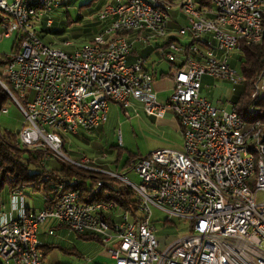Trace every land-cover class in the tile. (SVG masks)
I'll use <instances>...</instances> for the list:
<instances>
[{
  "label": "built area",
  "instance_id": "obj_1",
  "mask_svg": "<svg viewBox=\"0 0 264 264\" xmlns=\"http://www.w3.org/2000/svg\"><path fill=\"white\" fill-rule=\"evenodd\" d=\"M63 1L44 0L35 18H28L27 0H0V42L15 36L13 51L0 53L7 60L0 85L24 113L17 143L41 153L45 177L57 178L53 200L40 209L27 198L28 184L9 190L16 211L0 202V264L4 258L21 264V254H28V264H44L39 231L47 223L99 236L114 264H264V201L257 202L264 192V118L255 103L264 99V72L251 87L248 120L234 100L245 81L239 66L243 46L264 40V0H201L220 16L222 30L210 20L185 19L173 33V10L181 5L192 10L191 0H110L96 14L105 23L97 48L51 51L38 26H52L51 13ZM107 34H114L113 42H106ZM151 38L167 40L161 53L176 64L175 87L166 100L155 91L149 56L134 52L136 40L150 44ZM165 45H176L177 54L165 53ZM200 57L211 58V66L200 64ZM206 77L232 85V97L222 99L225 107L203 94ZM110 102L135 113L134 103H143L149 116L173 112L179 119L181 149H157L131 162L128 171L139 174V184L113 169L107 152L74 159L63 150L60 127L71 135L92 133L107 120ZM210 117H219V124H210ZM118 138L122 143L121 131ZM50 156L96 180L92 193L105 182L120 181L138 200L137 212L126 209L125 218H117L116 203L81 205L79 188L63 192L64 184L77 186L79 180L48 167ZM213 175L222 176V192ZM152 206L168 220H189L190 232L167 236L162 246Z\"/></svg>",
  "mask_w": 264,
  "mask_h": 264
},
{
  "label": "rangeland",
  "instance_id": "obj_2",
  "mask_svg": "<svg viewBox=\"0 0 264 264\" xmlns=\"http://www.w3.org/2000/svg\"><path fill=\"white\" fill-rule=\"evenodd\" d=\"M89 1L90 0H72L68 3L66 9L64 7V0L60 8L51 13L53 23H55L54 20L56 21L55 25L53 24L55 28L54 31L45 34L43 32L42 23H39V34L44 37L41 38L43 40L45 39L48 45L62 49L64 51H75L77 48L81 47L84 43H86L84 41L85 39L74 37L72 28L79 25V23L84 24L86 22L95 20L97 13L93 15H86L87 9L80 8L82 4ZM80 15H85L82 18V22L77 21ZM94 39H96V37ZM67 41H70L71 43L66 44ZM163 41L164 40L161 38L149 39V42L153 46L160 44ZM14 42L15 36L3 39L0 42V53H11L13 51ZM77 43L82 44L77 45ZM149 58V64L154 71L158 72V74L161 73V71L166 72V74L162 78L159 76V78L156 80V84L157 82L165 80L160 85H167V87H165L167 88V90L173 85L175 87V80H173L172 76H170V69L172 67L174 68V66L171 65V62L165 56L159 55L157 52L151 53ZM205 81V84L209 85L210 88L205 86L203 88V94L209 96L213 104L218 106L219 108L225 107L224 103H222V99L225 100L232 97V85L220 79L212 77H206ZM3 105L8 108V112L0 111V131L9 138V135L11 134H18L23 124L24 113L11 96L7 97ZM135 107L138 113H135L133 109L130 108L127 110H122L116 102H111L109 119L105 124L100 126L98 131H94L87 135H84L86 134V132H81L79 135H71V133H68L66 135L62 134L64 140V152L74 159L81 158L82 154L88 155L90 157H97L102 154L100 153L101 147L110 155V158L113 159V156H115V154H111L108 150L115 151V145L120 144L118 140V132L121 131L123 139V144L121 145H123L127 150L121 160V165H123V163L129 156V152L146 155L150 152V148L152 145L160 143L158 146H170L169 144H173L180 137H182V133L180 132V130L167 125L165 122H163L164 119L162 120V118H152L145 113L144 108L139 104H136ZM230 108V106L227 107L228 110H230ZM169 116L170 115H167L165 119H168ZM149 136L151 137L149 138ZM15 140L17 141V137H15ZM157 149L160 148L153 149L152 151ZM46 164L48 167L58 168L61 165V162L54 156H50L46 160ZM30 168L31 170H33V166H31ZM112 168L118 170L120 173L127 174V176L134 183L139 184L141 182L139 174L134 170L128 171L129 169L117 168L116 164H113ZM39 170L45 171V167L41 166L39 167ZM11 177L12 176H9L10 180L12 179ZM119 187L122 186L119 185ZM4 193L2 197L3 203L5 204L4 209L6 211H10L13 208L11 196L9 194H6V191ZM44 196V191H31L27 195V198L29 201L33 202V205L35 207V205L43 204ZM261 201H264V192H260L257 195V202ZM152 211V222L158 228L159 235L161 237L166 238L167 236L171 235L182 236L190 232L189 220H182L179 218H172L168 220L167 214L155 206H152ZM161 237H159V239L162 240L161 244L162 246H164L167 242H169V240H164ZM61 244L67 248H71L73 246L69 243H66V241L62 242ZM99 260L104 261L105 264H113L112 261L108 259H102V257H100ZM64 262H69L71 264H80L81 259L78 256L69 254L59 248H55L49 251L46 258L44 259V264H58ZM87 264L95 263L93 262Z\"/></svg>",
  "mask_w": 264,
  "mask_h": 264
},
{
  "label": "trees",
  "instance_id": "obj_3",
  "mask_svg": "<svg viewBox=\"0 0 264 264\" xmlns=\"http://www.w3.org/2000/svg\"><path fill=\"white\" fill-rule=\"evenodd\" d=\"M70 1L72 0H65V6H63L66 9ZM109 2V0H90L89 2L82 4L80 8L87 9L86 15H93L96 14L100 8H102ZM83 16L85 15H80L77 21L82 22ZM54 22L56 23L55 20ZM55 23L53 24L55 25ZM53 24L48 28H43V32L47 34L48 32L54 31L55 28ZM104 25L105 23L95 18V20L91 22H86L84 24L79 23V25L72 28V32L74 34V37H80L82 39H85V42H95V40H98V37L96 36L103 30ZM40 36L44 38L41 34ZM95 37L96 39H94ZM82 43H77V45H80ZM239 58V66L245 76V81L238 88V94L235 95L234 100L238 104L237 110L239 115L248 120L249 114L247 112V107L252 102L250 98V90L255 81H257L261 74L264 72V40L258 44L244 45ZM6 61V58L0 57V75L2 74L1 66L5 64ZM3 80L7 82L6 78L4 77ZM8 96V93L0 85V107L4 106L3 104L5 103ZM255 103L261 107L263 111L261 117L264 118V99L255 100ZM117 104L121 107L122 110H127V108H125L122 104ZM87 134L90 133H86L84 135ZM15 137H17V134H11L8 138L0 131V197L6 186H8V188L10 189L15 186L18 187L27 183H32L34 185L35 191L45 192L47 199H45V202L52 201L54 198V190L56 188L57 178L53 177L51 180L46 179L45 173L39 170V167L41 166L42 162L41 153H34L30 150L24 149L17 143ZM115 147V151L108 150L111 154H115V156H113V159H111L110 155L108 154L107 160L111 167L113 164H116L117 168L129 169L131 162L142 156V154L140 153L129 152L127 160H125L123 165H121V160L127 150L121 144L115 145ZM100 151V153L106 152L101 147ZM30 166H34V169L31 170ZM54 170L59 173L61 172L65 177L72 179L77 178L79 180V183L76 187L79 188V190L81 191V196L83 200L116 201L120 205L122 211H126V209H128L137 212L138 210V200L136 199L132 190L128 187H119V185H121L120 181L114 180L112 182H105L103 184V187L100 189L99 193H92V187L96 180L92 179L91 176H88L83 172L77 171L63 163L58 168H54ZM9 176H12L11 180L9 179ZM52 227L53 223H47L43 225L40 229L48 233V229ZM73 234L77 235L78 238H81L83 240L91 241L96 246L103 247L101 238L95 234ZM40 248L44 252V258L47 256L49 251L55 248H59L69 254L78 255L80 253L77 249L78 247L67 248L61 243H53L52 241L41 243ZM58 264L71 263L64 262Z\"/></svg>",
  "mask_w": 264,
  "mask_h": 264
},
{
  "label": "crops",
  "instance_id": "obj_4",
  "mask_svg": "<svg viewBox=\"0 0 264 264\" xmlns=\"http://www.w3.org/2000/svg\"><path fill=\"white\" fill-rule=\"evenodd\" d=\"M171 1L179 2L180 0H171ZM184 23H185L184 15H182L181 11L178 8H175L173 10L172 20H171V23L169 25L170 31H172V33L175 32L179 28V26L184 24ZM131 38H133V39L138 38V34L132 33L131 34ZM166 42H167V40H164L162 43L153 46L151 43L150 44H144L142 41L136 40L134 52L135 53H143V54L148 55L149 57H150V54L153 53V52H157L159 55H162V53H160L161 52V46L166 44ZM149 60H150V58H149ZM171 65L174 66V68L172 67L170 69V76H172V78L174 80V73H175L176 64H173L171 62ZM149 69L154 73V76H155L154 88H155V91H156L158 97L161 100L168 99L171 96V94L173 93L174 85L167 90V88H165V87H167V85H165V86L164 85H160L165 80H163L161 82H157L158 85L156 84V80L159 78V76L162 78L166 74V72L165 71H161V73L158 74V72L153 70V68L150 66V64H149ZM205 83H206V81L204 80V85L206 86L207 84H205ZM170 91H171V93H170ZM139 109H141V108H139ZM167 115H170V116H169L168 119H165L167 117ZM167 115L165 117H160V118H162V120L164 119L163 122H165L167 125H170V126L176 128L177 130H180V132L182 133V130H181L180 125L178 123L179 119H178L177 115L174 114L173 112H169ZM152 118H154V117H152ZM150 137L151 136H149V138ZM118 140H119V138H118ZM119 143L123 144V139H122V143L120 142V140H119ZM182 143H183V136L180 137L173 144L167 143L170 146H166V147L158 146L160 143L152 145L151 148H150L151 149L150 152L153 149H156V148H160V149H162V148L181 149ZM50 168L54 169L55 167H50ZM33 169H34V166H33ZM27 184H28V187H27V193L28 194L31 191H35L34 190V185L32 183H27ZM9 190L10 189L7 186L4 188V190H3L2 194H1V197H0V202H3V198H2L3 197V193L6 191L7 192L6 194H9ZM45 199H46V195L44 196L43 204L35 205V209L42 208L44 206V204H45ZM32 205H33V202H32ZM51 230H53L52 234L49 233V229H48V233L44 232V230L40 229V231H39L40 242L43 243V242L52 241L53 243H59L60 244V243L66 241V243H69V244L73 245L71 248L78 247L77 249L79 250L80 253L78 255H76V254H73V255L78 256L81 259L80 264L93 263V262L95 264H105L104 261L99 260L100 257H102V259H105V260L108 259V260L113 262V260H111V258L109 256V253L104 249V247L96 246L91 241L83 240L81 238H78L77 235H74L73 233L69 232L65 227L60 226L59 224H53V227L51 228ZM161 238L164 239V240H167V239H165L163 237H161Z\"/></svg>",
  "mask_w": 264,
  "mask_h": 264
},
{
  "label": "bare ground",
  "instance_id": "obj_5",
  "mask_svg": "<svg viewBox=\"0 0 264 264\" xmlns=\"http://www.w3.org/2000/svg\"><path fill=\"white\" fill-rule=\"evenodd\" d=\"M191 5H192V10H195L196 13H194V11L191 10V6L189 5L180 6V11L182 15H184L185 19L210 20V22L213 23V25H219V30H222V23H220V16L213 15V7L204 6L201 0H191ZM43 7H44V0H27L25 4V11L27 12V17L35 18V10H37L38 8H43ZM113 41H114V34H107L106 42H113ZM70 43H71L70 41L66 42V44H70ZM87 46L88 48H97L98 40L97 41L95 40V42L94 41L86 42L79 48H86ZM46 47H50L51 51H64L62 49L52 47L48 45L47 43H46ZM165 53L177 54L176 45H165ZM200 64H203V66H211V58L200 57ZM217 68H222V61H217ZM136 104L141 105L145 111V105H143V103H134V110L137 111L135 107ZM0 109H5V106L0 107ZM109 111H110V108H108L107 120L109 119ZM107 120H100V126L105 124ZM210 124H219V117H210ZM68 133H71V131L68 130L67 127H60L61 137H62V134L66 135ZM46 179L50 180L49 177H46ZM213 183L215 185V188L218 191L222 192V176L213 175ZM18 188H25V185L18 186ZM75 191H76V181H69L63 185V192H75ZM89 203H108V204L116 203L117 218H125L126 211H122L120 208V205L116 201H88V200H83L82 196L80 195L81 205H88ZM20 262L21 264H28V254H21ZM2 264H14V262H12L11 258H4Z\"/></svg>",
  "mask_w": 264,
  "mask_h": 264
},
{
  "label": "clouds",
  "instance_id": "obj_6",
  "mask_svg": "<svg viewBox=\"0 0 264 264\" xmlns=\"http://www.w3.org/2000/svg\"><path fill=\"white\" fill-rule=\"evenodd\" d=\"M15 199H16V197L14 196V197H13V201H15ZM13 210L16 211V208H15L14 204H13ZM19 211H20V213H21V215H22V214H23V210L21 209V210H19Z\"/></svg>",
  "mask_w": 264,
  "mask_h": 264
}]
</instances>
